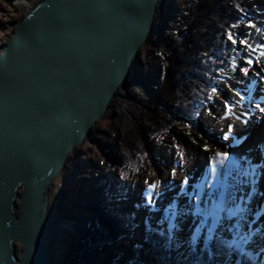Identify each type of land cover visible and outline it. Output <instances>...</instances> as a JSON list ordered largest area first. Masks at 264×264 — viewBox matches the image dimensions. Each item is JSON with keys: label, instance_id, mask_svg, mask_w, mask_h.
<instances>
[{"label": "water", "instance_id": "water-1", "mask_svg": "<svg viewBox=\"0 0 264 264\" xmlns=\"http://www.w3.org/2000/svg\"><path fill=\"white\" fill-rule=\"evenodd\" d=\"M160 3L38 0L1 47L0 264H55L46 249L48 186L118 88L140 76L132 66Z\"/></svg>", "mask_w": 264, "mask_h": 264}, {"label": "rangeland", "instance_id": "rangeland-1", "mask_svg": "<svg viewBox=\"0 0 264 264\" xmlns=\"http://www.w3.org/2000/svg\"><path fill=\"white\" fill-rule=\"evenodd\" d=\"M23 1L24 0H0V49L2 45L9 38L11 32L14 30L17 23L22 18L23 11L25 8L22 5H20V2ZM25 1H30V0H25ZM37 1L38 0H32L33 5ZM231 1L232 0H191L190 4L186 6L184 11L182 12L181 17L174 24L173 28L167 31L166 43H161L157 47V53L160 56L161 66L158 70L159 74L156 78V81L154 83L153 82L151 83L152 89L142 90L141 91L142 93L141 92L139 93V102L136 104V109L133 114L134 117L133 123L131 125L123 127L122 129L120 128L119 130L118 129L115 130L114 136L117 142L116 151L114 152L112 157L111 156L107 157L108 156L107 154L105 157L103 156V158L101 159V162L105 160V165L108 168L106 172L108 173L104 172L102 173L103 175L101 174L97 176V178H95V182H94L95 187H98V184H102L101 187L102 189L99 190L94 195L97 198L98 195L102 197L103 194V199H106V201L110 200V202H109V206L104 205L97 210L93 209V212H95L94 214L95 217L97 216V212L99 213V211H101V209L104 208V209H108V213H110L111 211L116 212L115 213L116 215L111 216L112 218L111 221H113V219H116V222H119L120 225L122 224L120 221L121 219L120 217H122L126 221H129V219L132 217L129 213L117 214L119 213V210L116 209L115 207H111L110 203L114 204L115 202L113 201L115 197L124 196L127 193V190L130 189L131 188L130 186L133 185V184L131 185V183H133V178L137 174H139L141 170L146 169L143 172L145 175L144 180L147 179L148 181H150L153 174L159 173L161 169L158 167V165L152 167V162L153 161L156 162L157 158L159 157L158 156L159 151L160 150L162 151L164 148L163 145L164 140L168 136H170L171 138V135L172 133H175V130H178L177 132H183V133L188 131H196L199 132L201 136L204 135L206 139L212 142L210 137L215 132L211 128L207 127L205 117H207L208 113L205 111V108L213 109V107L215 106V102L217 101L218 102L217 112H219V115H222V112L219 111L221 107L219 103V96L218 95L214 96V98L211 101H208L207 97L211 93V87L215 85H219L221 88V92L224 93L223 84L228 83L227 80L235 75V73H233L231 68L229 67V62L232 57H236L237 63L240 64L241 66H244L242 63V57L249 54L243 50L242 46L237 44L236 48L240 52L239 55L233 52L228 57L226 63L223 62L219 63V61L215 62L216 66H222V67L221 68L218 67L217 69L212 70L210 73H206L202 70H198L195 67H192V65L181 68V72H183V74L179 73L175 78V79L178 78L179 81L183 76V82L182 83L180 82L181 83L180 87H178L176 90L172 92L167 93V95L164 96L160 102H158L157 100L158 98H156L157 97L156 92L160 88V82L162 76L163 47L167 46L172 39H176L178 36L181 38H183L184 35L188 36L187 37L188 43H185L183 47L181 46L180 48H177V50L179 51V55L177 58L178 63L183 60H189L190 57L193 56L190 55L193 54V51L190 50L192 44L193 45L197 44L199 45L200 48L206 47L208 49L207 52H209V50L217 49V47L222 42H224L227 45H230V43L226 40V30L223 27H221V25L218 22V19L224 6L229 5L228 3H230ZM241 1H242L241 6L246 10V13L243 21L238 25L237 28H235L232 31L237 35V37H239L241 33H244L246 35L249 34L251 29H253L254 27L245 28L244 25H246L248 21H251L252 24L255 26L254 21L258 20L262 14L259 11V9L262 8V5L259 3V0H241ZM251 13H254V15H251ZM210 28H212L214 35L216 34L215 38H212L214 39L213 43L211 42V38L209 40H206V37L202 34L203 32H206L207 29H208L207 31L208 33ZM247 39H248V44L250 45L252 43V39L248 35H247ZM195 54L196 56L201 55V53L199 54L198 51ZM143 64L142 66L145 69L152 67L150 62H146ZM153 66L154 68L156 67V65ZM252 67H254V63ZM151 73L155 75L154 72ZM194 85L197 87L195 91L198 93L196 100L199 101V105L193 108L191 107L192 110H194L193 112L194 115H190L187 112V110H185V108L189 107L187 103H190L192 100L195 101L194 99L191 98ZM258 100L259 98L256 97L254 101L257 102ZM196 113H199L200 115L197 116ZM185 114H189L190 116ZM154 117H156L158 122H160V124L163 125L165 129L159 131L155 135H151V130L155 127L153 123ZM186 117H193V118L189 119ZM190 120L193 126L184 127L185 124H189ZM216 133L218 134L219 131ZM205 134L207 135L205 136ZM174 138H175L174 143L181 145L182 150L185 153H187L186 148L182 143V141L176 137ZM105 143H106L105 139L99 137L98 140L95 142V144L99 147L100 152H102L103 154L105 153L104 152L105 148L102 145H105ZM166 143H167L166 156L167 155L174 156L173 164H179L178 158L175 157L176 150L172 147L173 142H166ZM121 173H123V178L121 177ZM113 178H115V180ZM109 179L113 181V183L116 186L113 185V183L110 184L111 182L109 181ZM146 187L147 186H145L143 190H141L139 194L140 197L138 196L139 198L137 199V202H139V204L142 201V193L146 189ZM92 190L93 192H96L95 188ZM120 190L121 191L123 190L121 194H119ZM116 192H118V194ZM166 194L167 191H165L164 196ZM166 200L167 199L163 197V199L157 201V205L163 206L167 204L168 201ZM97 202H99V200ZM116 202H119V200H117ZM141 208L147 210L143 206H141ZM141 208H138V210H140ZM83 209L86 210L87 206H85ZM133 211L134 213L136 212L135 207ZM161 215L162 213L156 212L154 209L153 212H149V214L146 217L155 219L156 217ZM89 216L90 215H88V220H89ZM153 216L155 218H153ZM124 220H123V224L125 225L126 222ZM186 222L188 223L189 221L185 220L183 222L182 227L185 225ZM246 223H251V220L249 219L248 221H246ZM189 224L190 223H188V226L186 228L188 232H189ZM90 225H91L90 230L88 233H86V235L88 234L87 237L86 235L82 236L81 234H79V230L81 229L80 228L78 229L76 227L77 225L75 227L72 226L71 228L68 229V233L70 236H72L73 241L71 242L69 241V243H65V244L73 243L75 247L73 250L71 246H68L71 249L70 252H72V255L73 253H75L81 257L79 260L75 258L72 264H77V263L78 264H119L117 262L118 260L122 261L123 264H127V263L133 264L132 263L133 260L130 257L125 258V256L122 254L125 248L129 249V245L127 244V242L128 239L131 240L133 239V234L129 233L130 234L129 236L128 231L125 228L120 232L121 240L119 241L121 244L119 243L118 245L116 242H112L109 244L108 247H106L105 240H102L103 238L101 233L96 230L95 222L93 221ZM153 226L155 227L156 225ZM159 227L166 228V224L160 225ZM246 231L247 229L241 230L242 234ZM188 232L182 235V231H181L180 233L181 237H186L188 235ZM136 233L139 234L140 231L137 230ZM121 234H127V235L122 237ZM144 237L146 240L147 238L146 235H144ZM201 244L202 242L197 246V249L201 247ZM260 247H264V246L258 245L256 242L251 246H245L246 249L251 250L256 255L258 264H264V253L260 251ZM180 248L181 251H186L188 250L187 249L188 245L183 244ZM68 255L70 254L67 253V257ZM117 257H119L118 260L116 259ZM153 258L154 260H156L155 257ZM65 261L66 260L62 258L61 264H66ZM141 264L144 263L142 262Z\"/></svg>", "mask_w": 264, "mask_h": 264}, {"label": "bare ground", "instance_id": "bare-ground-1", "mask_svg": "<svg viewBox=\"0 0 264 264\" xmlns=\"http://www.w3.org/2000/svg\"><path fill=\"white\" fill-rule=\"evenodd\" d=\"M190 2L191 0H161V3L157 7L155 26L151 33V37L149 38V41L144 43L137 51V55L141 63L134 64L132 66V71H135V69L141 71L140 76L138 77L130 75L129 78L125 81L124 85L118 88V91L113 97L106 112L93 124V126L91 127V131L84 142L81 145L75 147L74 150L68 155V158L65 161L61 172L53 179V181L48 186V228L46 249L51 256V259L54 260L55 264H61L62 258L66 260V264H72L75 258L77 260L81 258L79 255L75 253H73L72 255V252H70L71 249L68 246H71L73 250L75 248L73 243L65 244L69 243V241H73L72 236H70L68 233V229L72 226L75 227L77 225L76 227L78 229H81L79 230V234L85 236L86 233H88L90 230V224L93 221L95 222V224L98 223V212L97 216L95 217V212H93V209L97 210L102 206L101 204L97 205L98 208L94 206V202L97 201V198L94 194L102 189V184H98V187H95L94 182L97 176L106 172L108 169L105 165V160L101 162V159L107 154V157H112V155L116 151L117 143L114 136L115 130H119L120 128L122 129L123 127L131 125L133 123V114L136 109V104L139 102V93L142 90H151V83H154L156 81V78L159 74L158 70L161 65L160 56L157 53V48L154 45L153 38L159 31L158 33L163 34V43H166L167 31L173 28L174 24L181 17L182 12L186 8V6L190 4ZM259 3L262 5V8L259 9V11L262 13L261 17L258 20L254 21V28L251 29L249 34H247L252 39V43L250 45L252 49H255V51L247 53L250 54L255 61H259L260 63L257 64L254 62V67H252L253 70H250V76L251 71H256L259 68L264 67V57L261 56V53L264 52V47H262L264 46V0H259ZM20 5L25 8L23 11V15L31 7L34 6L32 0H24L23 2H20ZM251 15H254V13H251ZM163 23H166L167 25L164 31L161 27ZM257 29H259V31H257ZM146 62H150L152 67L145 69L142 64ZM153 65H156V67L154 68ZM151 72H154L155 75H153ZM236 77H239L238 71L232 78H229L227 82L233 83L234 78ZM258 85L253 89L254 100L256 99V97L259 98L260 93ZM223 92L227 93V90L223 88ZM254 100L253 103L255 102ZM245 104L247 105L248 102L245 101ZM217 106L218 102L216 101L215 106L213 107L214 111L212 115L210 116L208 114L207 117H205L207 127L211 128L215 133L218 131L220 132L221 129L226 130L225 125L227 122L235 123V121H224L219 119ZM253 115L258 116V113L253 110ZM177 131L178 130H175V133H172L171 138L170 136H168L164 140L163 150L159 151V157L157 158L156 162H152V167L158 165L161 170L158 174H153L149 182H152L155 179L164 180L167 178L170 166L173 165L174 156H166V142L174 143V137L182 141L187 151L184 167L183 169H177L175 182L178 183L185 173L190 176L192 175V173L198 174L203 167L205 163V154L199 149V144L192 143L193 138L201 137L199 132L188 131L183 133ZM234 132H238L248 137V139L239 146L238 150L240 152H243L248 148H252L254 162H259V160L256 159V154L259 150L257 146H264V118L251 119L247 126L243 124H237ZM98 137L104 138L106 141L105 145H102L105 148L104 154L100 152L99 147L95 144V142L98 140ZM208 143L209 145H212V142L209 140ZM216 146H218V144ZM145 170L146 169L141 170V172L133 178V183H131V185H133L130 186L131 188L128 190L126 189L127 193L124 196H120V203L116 207L119 210L118 214L129 213L131 216L134 214V206L135 204H139V202H137V199L140 197L139 194L141 190H143V188L146 186L144 184L145 175L143 173ZM113 179L115 180V178ZM109 181L111 182H109L110 184L113 183V181H111L110 179ZM94 188L96 189V192H93L92 189ZM258 188L259 190L264 191V176H261ZM171 194L172 193L170 191H167V194L164 196L167 199L166 201H168ZM261 201H264V196H258L251 202L253 211H255L259 207ZM85 206H87L86 210L83 209ZM135 208L137 210L136 216L134 215L133 217H131L129 221L133 219L135 221L139 220L142 222L149 214V212L141 207L139 211L137 207ZM88 215H90L89 220ZM112 215L116 214L112 213ZM153 218L155 217L153 216ZM188 223H190V221ZM188 223L186 222L183 226L182 235L188 232L186 229ZM125 225H128L130 229L129 224L125 223ZM141 227L142 228H138L140 231V238L133 237L132 240L128 239L127 244L129 245V249L125 248L122 254L125 256V258L130 257L133 260V264H141L142 262L144 264H157L156 260H154L153 258L154 256L152 255L151 251L149 252V249L151 247L150 244L145 240V231L143 226ZM134 228H137L136 224L134 225V227H132L133 235H135ZM253 228H260L261 233H264V215L256 220ZM261 233H257L254 237V240L258 245L264 246V236H262ZM87 236L88 234L86 235V237ZM102 238V240H105L103 235ZM147 251L149 253H147ZM67 253L70 254L68 255V257ZM116 259L118 260L119 257H117ZM117 262L119 264H123V262L120 260H118Z\"/></svg>", "mask_w": 264, "mask_h": 264}, {"label": "snow or ice", "instance_id": "snow-or-ice-1", "mask_svg": "<svg viewBox=\"0 0 264 264\" xmlns=\"http://www.w3.org/2000/svg\"><path fill=\"white\" fill-rule=\"evenodd\" d=\"M237 27V24H232L229 29ZM244 27L252 28L254 25L248 21ZM229 29H226V40L237 55H239L237 44L242 46L245 52L255 51L248 44L246 34L241 33L237 37ZM261 56L264 57V52ZM254 62L260 63L250 54L242 57L244 66L237 63L236 57H232L229 67L233 73L238 70L239 77L234 78L233 83L223 84L227 93H222L219 85L211 87L207 100L211 101L214 96H219L221 105L219 111L222 112L219 119L235 123L227 122L226 130L221 129L218 134L214 133L210 137L212 145H209L208 139L204 136L192 139V143L199 144V149L205 154V163L200 172L192 173L191 176L185 173L178 183L175 182L177 169L184 167L186 153L181 145L173 143L172 147L176 150L175 157L178 158L179 164L170 166L168 176L164 180L155 179L152 182L144 180L147 187L142 193L141 203L135 207L143 206L148 212L155 209L156 212L162 213L155 219L146 217L142 223L146 236L151 238L158 233L165 241V247L175 245L178 249L187 244L189 250L195 252L202 242L204 249H215L217 255H225L224 250L227 249L228 252L235 251L242 257L251 259L245 252V246L255 243L254 236L261 233V229H254L253 225L264 215V201H261L255 211L251 204L258 196H264V191L258 188L259 180L264 176V146H257L259 150L256 159L259 162H254L252 148L243 152L238 150L248 137L234 132V129L237 124L247 126L251 119L264 118V67L251 71L250 76ZM257 85L259 100L253 103V89ZM245 101L248 102L247 105ZM253 110L258 116H253ZM205 111L211 116L214 109L205 108ZM191 126H193L191 120L189 124L184 125ZM121 177L123 178V173ZM165 191L172 194L167 204L158 206L157 201L163 199ZM249 219L252 223H246ZM185 220L190 221L189 232L186 237H181ZM165 224L166 228L159 227ZM242 229L247 231L242 234ZM261 235L264 236V233ZM260 251L264 252V247H260ZM209 255H212L211 251Z\"/></svg>", "mask_w": 264, "mask_h": 264}, {"label": "trees", "instance_id": "trees-1", "mask_svg": "<svg viewBox=\"0 0 264 264\" xmlns=\"http://www.w3.org/2000/svg\"><path fill=\"white\" fill-rule=\"evenodd\" d=\"M241 2V0H232L230 3H228L229 5L224 6V8L222 9L218 22L225 30L229 29V26L232 24L239 25L245 18L246 10L242 8ZM229 30L233 31L234 29ZM207 31L203 32L202 34L206 37V40H209L211 38V42L213 43L214 39L212 38H215L216 34L214 35L212 28L209 29L208 33ZM187 37L188 36L185 35L183 38L178 36L176 39H172L167 46L163 47L162 76L160 88L156 92V98H158V102H160L163 97L167 95V93L172 92L180 87L181 83L183 82V76L179 81L178 78H175L177 74H183V72H181V68L192 65V67H195L198 70L210 73L212 70L217 69L218 67H222L216 66L215 62L219 61V63H226L228 57L233 52L237 54L236 51L232 50L231 45H227L224 42H222L217 47V49L209 50V52H207L208 49L206 47L200 48L199 45L192 44L190 50L193 51V54L190 55L193 56L190 57L189 60H183L179 62V64L177 61L179 55V51L177 50V48H180L181 46L183 47L185 43H188ZM197 51L199 54L201 53V55L196 56L195 53ZM196 88L197 87L194 85V89L191 94V98L195 101L192 100L190 103H187L189 107H187L186 105L187 108H185V110H187L190 115H194V110H192V108L199 105V101L196 100V97L198 95V93L195 91ZM189 114L185 115L190 116ZM186 118L192 119L193 117ZM153 123L155 127L151 130V135H155L159 131L165 129V127L161 125L160 122H158L156 117H154ZM113 185L115 184L113 183ZM97 199L99 200L101 206L105 205L106 199H103V194L102 197L98 195ZM111 216L112 212L107 213L106 209H101L97 216L98 223L95 225L96 230L104 236L106 247H108L112 242H116L119 245L120 241L118 242V239L120 238V232L123 229V226L120 225L119 222H116V219H113V221H111ZM146 237V241L150 244L151 253L155 257L157 264H258L256 255L251 250L246 248L245 252L249 254L251 259L242 257L240 253L235 251L228 252L227 249L224 250L226 253L225 255H217L215 253V249H204L203 244H201L200 248H196L195 252L189 250V248H187L188 250L186 251H181V248L177 249L175 245L170 248L165 247V241L159 237L158 233L152 235L151 238H149L148 236ZM209 251L212 252V255H209Z\"/></svg>", "mask_w": 264, "mask_h": 264}]
</instances>
